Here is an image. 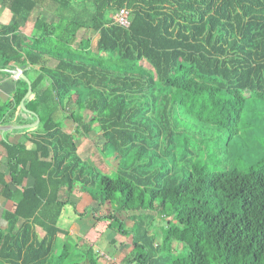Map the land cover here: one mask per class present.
I'll return each instance as SVG.
<instances>
[{
  "label": "trees",
  "instance_id": "obj_1",
  "mask_svg": "<svg viewBox=\"0 0 264 264\" xmlns=\"http://www.w3.org/2000/svg\"><path fill=\"white\" fill-rule=\"evenodd\" d=\"M43 1L0 0L15 15L0 25V79L21 68L34 95L24 106L39 118L21 141L7 131L1 142L10 179L0 171V195L14 209L2 213L0 264H103L58 226L66 205L89 212L71 201L77 187L109 205L90 208L94 227L130 239L122 264H264V158L211 170L199 154L221 133L230 148L248 98L264 104V0H50L54 21H31ZM122 8L127 28L112 19ZM80 30L97 35L95 50L76 42ZM26 91L16 79L0 99V125ZM19 111L17 124L36 120ZM60 112L75 135L100 132L103 158L118 156L112 175L79 154ZM154 213L171 219L157 227Z\"/></svg>",
  "mask_w": 264,
  "mask_h": 264
},
{
  "label": "rangeland",
  "instance_id": "obj_2",
  "mask_svg": "<svg viewBox=\"0 0 264 264\" xmlns=\"http://www.w3.org/2000/svg\"><path fill=\"white\" fill-rule=\"evenodd\" d=\"M56 8V3L45 0L41 2V6L35 11V13L31 17V21H34L35 18L41 17L47 20L54 21V15L53 11ZM114 15V14H113ZM112 15V17H113ZM24 31H28L27 28H24ZM80 38H90L91 39V45L90 48L92 50H95V43L97 39V35L94 33H91L88 30H80L76 37V42L79 41ZM75 42V43H76ZM146 67L147 64L144 63ZM53 66V65H50ZM248 97V96H247ZM73 100H71L72 103ZM85 117L89 118V113L86 111ZM64 114L59 113L58 117L64 124V129L68 132L74 133V127L75 124L70 119H64ZM244 122L247 125H244L242 134L239 137H236L233 140H230V148L225 147L226 145V139L227 137L225 134H216L214 135V139L211 142L212 147L208 149H202V151L199 153L200 158H202L203 162L207 165V167L211 170H221L225 166H229V159L228 157H232L236 161H234L235 167L244 170L248 166L254 164L258 160L264 158V104H262L259 101H255L253 99L248 98L247 104L244 109ZM76 144L78 146V152L79 154L91 160L96 166H100L101 170H105L108 174L112 175L117 164L118 156L113 154L112 156L109 155L111 152L106 151L105 155L106 158L104 159L101 155L99 149L103 144V138L98 130H95L94 132H91L84 137H80L75 135ZM225 144V145H224ZM224 148H223V147ZM105 162L102 165V163ZM179 166V165H178ZM179 168V167H178ZM180 174V173H178ZM78 190V187H77ZM74 195L71 197V201L76 203L74 200ZM86 205V204H85ZM93 208V212L97 216L104 215L110 211L109 205L106 203L104 206L99 207L95 202H91L90 205H87L84 207V205H76V209L79 213H81L83 210L88 209L89 212L85 213L83 216V219L74 212L73 208L69 205L65 206L63 210V214L66 216H70L69 221L62 220L59 222V227L64 228L65 226L71 228L69 231L73 232L71 233L74 235L72 238L73 240H70L71 244H74L75 241L77 242L76 236H82L86 239V243L90 244L93 249L100 253V255L103 256L104 259L102 261L107 262V260H113L112 264H122L121 260L124 255H122L119 252L114 251L113 254L111 251L113 250L112 244L109 242L116 238V245L117 248L119 246V241L123 240L126 241V247L129 246L128 241L129 239H123V237L114 232L107 230L103 233H101V239L96 240L94 234H91L94 230L93 224L96 223V221L93 220L91 217V209ZM128 214L120 213V218L123 219V221L126 223L127 226H130L132 222L127 219ZM155 216V222L158 225L157 227H163L166 225L167 221L171 218H167L163 215L159 214H153ZM74 216L76 219L73 222ZM64 224V225H63ZM65 227L64 229L68 230V228ZM60 236L56 240V254L60 250ZM131 248V245H130ZM128 248V249H130ZM127 250L125 249L123 254H126Z\"/></svg>",
  "mask_w": 264,
  "mask_h": 264
},
{
  "label": "crops",
  "instance_id": "obj_3",
  "mask_svg": "<svg viewBox=\"0 0 264 264\" xmlns=\"http://www.w3.org/2000/svg\"><path fill=\"white\" fill-rule=\"evenodd\" d=\"M14 20H15V15L6 7L5 4H0V25L10 24ZM24 30L25 29H23L22 34H27L28 31H24ZM15 80L16 79H14L12 77V75H10L9 77H2L0 79V99L2 101H5L6 99H8L10 97V95H11L13 89H14V86H15ZM19 112L20 111L15 112L14 119L12 121H10L9 123H6L4 125H0V126L20 125V124H17L16 121H15V117H17V115L19 114ZM14 130H20V132H12L13 130H8V132H10L7 135L8 140H10L12 142L21 141L22 140V136L21 135L23 133H25V132L22 129H14ZM21 130H22V132H21ZM31 131L32 130H30V132ZM6 132L7 131H0V171L2 173H4L6 179L9 180L10 177L8 175V166H7V159H6V151L3 148V146L1 145V142L6 137V134H5ZM103 164L105 166V162L102 163V165ZM29 181L30 180H28V181L26 180L25 182H29ZM73 195L75 196L74 197V200L76 201V205L80 204V205H84V207H85L87 205H90L91 202L93 203L90 195H88L86 192H82L80 190H76V192ZM64 208H63V210H64ZM13 209H14V203L12 201H9V200L5 199L4 197H2L0 195V227H2V228H5L6 227V224L3 221V219H2V213H3V211H5V210L12 211ZM63 210H62L61 216H60V218L58 220V226L60 224L59 222H61L62 220L69 221L71 219L70 216H68V217L66 216V218H65V216H64L65 214H63ZM75 219H76V217L74 216L73 222H74ZM65 227H67V226H65ZM64 228H61V229H64ZM67 228H68V231L71 229L69 227H67ZM64 230H66V229H64ZM69 232H70V234L73 233L71 231H69ZM103 232H105V223L104 222H99L95 226V228H94V230L92 231L91 234H94V236L96 235L95 236V239L98 240V239H101V235L100 234L103 233ZM112 241L115 242L114 244H112L113 250L111 251V253L113 254V252L116 250L115 249L116 248L115 247V245H116V238H113ZM126 244H127L126 241H123V240L119 241V246L117 247L116 252H119L122 255H125V254H123L124 250L126 249L127 252H128L131 249L130 248V239L128 241V244H129L128 247H126ZM128 248H130V249H128ZM103 264H106V263L103 261Z\"/></svg>",
  "mask_w": 264,
  "mask_h": 264
},
{
  "label": "water",
  "instance_id": "obj_4",
  "mask_svg": "<svg viewBox=\"0 0 264 264\" xmlns=\"http://www.w3.org/2000/svg\"><path fill=\"white\" fill-rule=\"evenodd\" d=\"M3 71L12 75V77L14 79H23L27 83V91H26L23 99L20 101L16 112H18L21 109L22 111H24L26 113H31L32 115H34L36 117V120L32 123H29V124L0 126V131H8V130H14V129H22L23 131L34 130L39 123V118L35 115V113L29 112L24 106L25 99H27V98L32 99L34 97V95L32 94V88H31L30 80L22 73L21 68L20 69H14V70L3 69Z\"/></svg>",
  "mask_w": 264,
  "mask_h": 264
},
{
  "label": "built area",
  "instance_id": "obj_5",
  "mask_svg": "<svg viewBox=\"0 0 264 264\" xmlns=\"http://www.w3.org/2000/svg\"><path fill=\"white\" fill-rule=\"evenodd\" d=\"M113 21L122 27H128L129 21V10L126 8L119 9L112 17Z\"/></svg>",
  "mask_w": 264,
  "mask_h": 264
}]
</instances>
